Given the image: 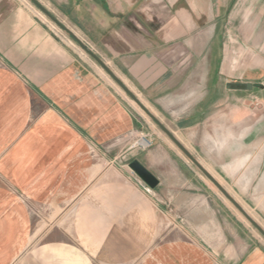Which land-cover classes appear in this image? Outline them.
I'll use <instances>...</instances> for the list:
<instances>
[{
    "label": "crops",
    "instance_id": "crops-1",
    "mask_svg": "<svg viewBox=\"0 0 264 264\" xmlns=\"http://www.w3.org/2000/svg\"><path fill=\"white\" fill-rule=\"evenodd\" d=\"M36 2L79 29L82 19L72 13H89L104 27L90 42L145 107L166 112L192 92L171 96L190 74L161 49L179 44L186 62L209 46L224 91L248 83L246 92L264 93V0ZM29 4L0 0V264H264L262 241L181 153L158 138L147 149L131 147L147 136L144 118L93 59L51 37ZM118 28H128L127 38ZM189 106L172 120L184 132L178 141L240 206L264 219V114L245 126L231 111L226 117L206 114L203 103ZM133 161L157 180L153 189L129 169ZM53 217L71 221L57 228L64 240L35 225ZM38 235L31 258L17 261Z\"/></svg>",
    "mask_w": 264,
    "mask_h": 264
},
{
    "label": "rangeland",
    "instance_id": "rangeland-1",
    "mask_svg": "<svg viewBox=\"0 0 264 264\" xmlns=\"http://www.w3.org/2000/svg\"><path fill=\"white\" fill-rule=\"evenodd\" d=\"M27 1V0H26ZM36 1V0H35ZM30 7H33V13L35 15V19H39L44 23L45 29L49 32L50 36L54 39H61L65 43L68 44V46L78 53H82L85 55V53L80 49L77 43H75L63 30L58 28L52 21H50L45 15H43L35 6H32L29 4ZM41 6L45 8H49L51 11H47L52 17H54L59 23H61L63 26L68 28L72 33H74L76 36H78V39L85 44L94 54L98 55L99 58H102V61L106 63L105 59V53L103 51H100L96 48L95 45H93L90 40L91 39H101L102 36L105 35V28L102 26H97V22L90 21L89 20V13H72V15H76V17H80L83 24V29H79L72 25V23L69 21L68 18H66L61 12L56 11L53 9V7L50 4L45 3V6L40 4ZM73 15V16H74ZM106 21V20H105ZM91 23H93V26L91 27ZM104 20L100 24L104 25ZM68 26V27H67ZM100 27V28H99ZM117 30V34L119 36H126L128 35V28H125L124 30L126 32H123L121 28L115 29ZM144 32H149V29L143 27ZM164 32V31H163ZM162 35V33H161ZM201 50L198 52V54L194 55L193 59H188V62H186L187 58V50L186 47L181 46L180 44L177 47H164L161 49L162 58L168 60L169 62L173 63L179 71H185V68L188 69V74H190V77L186 79L184 76L179 79V83L176 84L174 87L175 90L173 91L171 96H175L180 94L181 89L187 88L192 92H189L190 95L188 98L185 99V96L187 95V92H182L181 95L183 96L184 100L179 103L177 107L168 108L166 112L163 110L150 108L148 106L147 109L161 122V124L168 129L175 138L178 140H181L184 136V132L178 133L176 129H174L175 123L172 122V120H179L180 118L184 117L186 113L190 111V106L186 107V103L196 105L198 103H203V105L206 107L203 110H205L206 114L208 113H215L217 111H221L223 115L228 116V114L231 111V116L234 114L241 115L242 118H246L247 122L245 123V126L250 125L256 119H259L262 114H264V93H259L256 90H253L252 92H233L231 90V93L225 89L224 91V82L221 80H218L216 75H212V68H213V59H210V52H209V46L207 45H200ZM101 56V57H100ZM170 59V60H169ZM191 73L193 74L191 77ZM110 83H112L114 89L116 92H118L122 98L134 109L136 110L146 121L149 129H147V140L150 141V138H158L163 139L176 153H178L181 156L180 152L176 149V147L171 143V141L165 136V134L158 128L157 125H155L131 100L127 95L117 86L116 83L112 82L110 80ZM188 84V85H187ZM179 92V93H178ZM135 95V94H134ZM140 99L139 97H137ZM232 98H242V101H240L239 106L236 109H229L225 108L224 102L226 99H232ZM188 100V101H187ZM144 104V103H143ZM221 113V114H222ZM229 117V116H228ZM244 126V127H245ZM182 135V136H181ZM140 137V136H139ZM138 140V139H137ZM136 140V141H137ZM198 142V141H197ZM187 144V143H186ZM191 150V149H190ZM197 151V150H196ZM198 152V151H197ZM121 161V160H120ZM188 163V162H187ZM121 164V163H119ZM188 165H190L188 163ZM193 167V166H191ZM195 170V168L193 167ZM196 171V170H195ZM210 187L214 193H218L217 190L210 184ZM218 195H220L218 193ZM221 196V195H220ZM226 204L233 210V212L245 223L250 231H252L264 244V239L259 235V233L247 222L244 220V218L234 209L232 206L226 202ZM73 205H67L66 212L69 213L72 209ZM241 206L247 211V213L263 228L264 230V219L263 217H260L258 213L255 212L253 207L250 205H244L241 204ZM56 216V215H55ZM35 225L41 227L42 225L46 230L50 231V240H57L64 238L60 235L58 236V227H62V229L70 228L71 221L67 218L65 222L59 224L60 220L57 219V217H53L49 219L48 221H44V224H42L41 219H36ZM65 226V227H64ZM65 242L70 244L69 237L66 236ZM42 243V236L38 235L35 236L32 243H29L27 247H24L23 251L20 252V254L17 257V261L30 259L29 256L30 250L32 248H37ZM132 264H137L136 262Z\"/></svg>",
    "mask_w": 264,
    "mask_h": 264
},
{
    "label": "water",
    "instance_id": "water-1",
    "mask_svg": "<svg viewBox=\"0 0 264 264\" xmlns=\"http://www.w3.org/2000/svg\"><path fill=\"white\" fill-rule=\"evenodd\" d=\"M37 9L52 21L58 28L63 30L81 50L93 59L98 66L109 76V78L117 84V86L130 98V100L165 134L171 143L180 151V153L193 165L196 169L217 189V191L234 207V209L247 221L264 239V230L260 225L227 193V191L215 180V178L207 172L203 166L187 151V149L178 141L173 134L166 129L159 120L141 103V101L108 69L105 63L95 55L85 44L77 39L70 31L61 25L54 17H52L41 5L36 1L30 0ZM227 90L234 91H251L252 85L248 83H228ZM129 169L137 175L150 189L157 185V180L147 171L139 162L133 161L129 164Z\"/></svg>",
    "mask_w": 264,
    "mask_h": 264
},
{
    "label": "built area",
    "instance_id": "built-area-1",
    "mask_svg": "<svg viewBox=\"0 0 264 264\" xmlns=\"http://www.w3.org/2000/svg\"><path fill=\"white\" fill-rule=\"evenodd\" d=\"M151 146V142L147 140L146 136H140L137 141H135L131 147L138 149H147Z\"/></svg>",
    "mask_w": 264,
    "mask_h": 264
},
{
    "label": "bare ground",
    "instance_id": "bare-ground-1",
    "mask_svg": "<svg viewBox=\"0 0 264 264\" xmlns=\"http://www.w3.org/2000/svg\"><path fill=\"white\" fill-rule=\"evenodd\" d=\"M62 25V24H61ZM63 26V25H62ZM63 27H65V26H63ZM66 28V27H65ZM68 31H70L68 28H66ZM71 32V31H70ZM72 33V32H71ZM74 36H75V34L74 33H72ZM76 37V36H75ZM77 38V37H76ZM78 39V38H77Z\"/></svg>",
    "mask_w": 264,
    "mask_h": 264
}]
</instances>
